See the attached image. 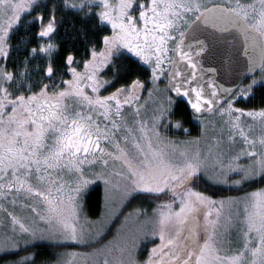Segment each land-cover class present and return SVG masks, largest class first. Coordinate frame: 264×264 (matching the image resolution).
<instances>
[{
  "label": "snow or ice",
  "instance_id": "obj_1",
  "mask_svg": "<svg viewBox=\"0 0 264 264\" xmlns=\"http://www.w3.org/2000/svg\"><path fill=\"white\" fill-rule=\"evenodd\" d=\"M60 7L111 28L101 50L91 49L83 61L69 52L63 69L52 58L53 43L12 42L29 16L38 40L50 38ZM217 44L232 46L229 73L237 65L252 74L245 88L209 82L206 89L197 79L203 69L193 53L202 56ZM124 52L150 66L151 88L135 79L102 95L113 84L104 70L118 77L114 57ZM40 53L45 64L33 65ZM257 84L264 86V0H0V255L16 254L21 242L27 251L37 239H50L57 247L75 242L93 249L56 253L54 264H76L81 256L82 264H264V188L216 200L193 187L204 177L229 187L264 180V107H234ZM145 90L150 98L194 92L196 113L226 117L227 146L217 140L206 152L189 148L197 139L181 149L162 131L175 115L170 96L157 101L149 120L140 118ZM93 179L109 193L105 212L81 223L79 198ZM141 194L154 206L125 215V205ZM112 221L119 227L105 242ZM148 241L154 246L142 259Z\"/></svg>",
  "mask_w": 264,
  "mask_h": 264
},
{
  "label": "rangeland",
  "instance_id": "obj_2",
  "mask_svg": "<svg viewBox=\"0 0 264 264\" xmlns=\"http://www.w3.org/2000/svg\"><path fill=\"white\" fill-rule=\"evenodd\" d=\"M96 11H99V10L97 9ZM57 13H58V10H57ZM46 18H47V16H46ZM22 19H23V17H22ZM31 19H28V20H31ZM25 24L29 25L27 23V20H26ZM25 24L23 23V20H21L20 26L22 27V30H23ZM57 25H58V23H57V19H56V29H57ZM107 26L110 27V25H107ZM109 30H110L109 33H107L106 35H111V28ZM55 32L52 34V36L50 38H44L42 40H37V43H39L41 45H44L48 42H51L57 46L56 49L52 53L53 59H54V57H55V55L59 49L58 48V40H57V38H55ZM103 36H105V35H103ZM103 36L100 38V41H101L100 46L98 47L97 44L95 46L96 47L95 49L98 51L103 48V44H102ZM14 39H15V36H14ZM124 54H126L127 56H129L131 58L136 59L137 62L141 64L140 67H143L145 69L147 67L146 70L150 72V77H151V70H150L149 65H146L142 61H139L138 58H136L133 54H130L127 52H124ZM15 56H17V54ZM46 58H47L46 54L40 53L36 56V58L32 61V63H33V65L43 66L45 64ZM89 58H90V55L85 60H87ZM78 70H80V69H78ZM106 71H107V69L104 70V73H106ZM102 76L105 79L113 80L111 77L112 75L109 76V74H108V76H107L105 74H102ZM67 78H70V77L65 76V79H67ZM257 78H258V73H257ZM137 79L141 80V82H143L145 84L146 89L151 88L150 78L147 80H143V79L137 77ZM251 79H252V77L249 78L248 80H246L243 84L240 85V87L237 90L245 88L249 83H251ZM158 83H159V87L161 89H164L166 87L167 80L164 77H161V80ZM125 85H123V86H125ZM111 86H108L106 91L104 89H102L101 94L102 95H108L111 92H114L116 90V88L111 87ZM259 86H262V85L257 84L255 86V88L252 90L251 94L247 95L246 97H241L239 100H237L234 107L243 108L245 110H253V109L259 110L260 108L264 107V106H261V107H253L252 106L251 107L247 102L248 98L255 92V90ZM165 94L171 97L172 102H173L172 103V109L174 111V108L176 105V98H174L170 92L160 93V94L154 93L153 96L150 98L148 91L145 90V91L140 93V95L142 97V104H143V107L141 109L140 118L145 120V121L149 120L153 109L157 106V101ZM225 106H226V104H225ZM126 111H127V109H126ZM225 119H226V117H221L219 112H215L213 115H210V116H198V118H196L195 121L193 122V126L191 128V127H187L186 125H184L183 121L177 119L174 115L171 118L172 124L168 125L167 129L162 130V131L168 139H170L172 141L180 142L179 147L181 149L185 146L183 142L195 141L198 139L199 140L198 145L190 144V145H188V147L189 148L199 147L201 149V151L206 152L208 146L212 145L217 140L221 141V147L227 146V144H228L227 131H226V125L223 122ZM244 119L248 120L247 117H244ZM177 121L180 122V124H181V128H179V129L173 127V125ZM89 178H91V177H89ZM257 179H260V178H257ZM204 184L205 185L207 184L208 186H210L212 188H217L220 190H236V189L243 187L244 185L240 186V187H236V186L229 187L227 185L213 183L212 181L208 180L207 177H204V178L200 179V182H197L193 186L196 191H202L205 194L211 196L212 198H214L216 200L226 199L227 197L242 196L245 194V192H251V191L258 190L260 188H264V183H262V184L256 186L255 188H252V189L247 190V191L242 192V193H229L227 195H225V194L215 195L211 191L207 190L206 187L203 186ZM94 190H99L101 200H102L101 206H100L99 211L97 213H92V211L88 205L89 192L94 191ZM107 195H109V193L106 191V185L104 184V182L102 180H99V179H93V182L91 184H89L84 189V191L81 193V196L79 198V202L81 205V209H80V211H81V223H84L85 221L96 222V221H99L103 217L104 212H105V202H106V196ZM149 206H154V205H152V200L150 198L146 197L144 194H141L140 198L131 201V203H129V204H126L123 211H124V214L126 215L129 212H134L137 208H140V207L148 208ZM224 211H225V214H227V212H228L227 207L225 208ZM120 219L122 220V217ZM118 227H119V223H117V221H112L108 225V228L105 231L104 237H103L105 242L112 239V237L115 235L116 229ZM156 243H158V241H156ZM152 246H154V243L151 241L146 242V244L144 246H142L141 254H140L142 259L147 257V254L150 251V248ZM37 248H40V249H37ZM92 250L93 249L90 246L76 244L75 242H67L66 245H64L62 247H57L53 240L37 239L34 243L28 245L27 251H25V246H24L23 242H21L18 250H16V254H9L6 256L0 255V264H6V262H10L12 260L19 259L20 257L30 256V255H35V258L36 257L45 258L42 263L38 262L36 264H45L46 261H53V264H54V257H55L56 253L76 252V253L84 254V253H89ZM83 259H84V257H82V256L76 257L75 258L76 264H82Z\"/></svg>",
  "mask_w": 264,
  "mask_h": 264
},
{
  "label": "trees",
  "instance_id": "obj_3",
  "mask_svg": "<svg viewBox=\"0 0 264 264\" xmlns=\"http://www.w3.org/2000/svg\"><path fill=\"white\" fill-rule=\"evenodd\" d=\"M45 3H58V0H44ZM45 16H47V9H41ZM57 18V29L55 32V38L58 40V52L54 57V61L59 64L63 69V60L67 53L71 52L77 60H85L90 55L92 48L100 46V38L103 35L109 33L110 27L106 24L98 21L96 16H88L84 12H79L71 9H65L60 7L58 13L56 12ZM31 19V16L27 17V20ZM23 23H26V19L23 17ZM38 29V25L35 23L31 25L20 26L19 29L15 32L12 38L14 45H18L21 41L29 42L31 46H36L38 38L35 33ZM19 55L14 52L13 55ZM116 69L119 70L118 77L113 75V72L106 71V75H112L113 85L111 87H122L131 83L132 80L137 79V77L147 80L150 78V72L143 67H140V63L136 59L127 56L126 54L120 55L119 59L114 58ZM139 65V66H138ZM111 67V66H110ZM115 71V70H114ZM249 79V78H248ZM247 79V80H248ZM172 95V94H171ZM174 97V96H173ZM175 98V97H174ZM248 104L252 107H261L264 106V86H259L255 92L248 98ZM175 117L181 121L187 127L193 126V122L198 116L193 114L186 104L183 101H180L176 98V105L174 108ZM208 116V115H206ZM195 131V130H194ZM194 133V132H193ZM197 182H200L198 180ZM196 182V183H197ZM264 183V180L257 179L249 182L243 187L236 190H220L217 188H212L207 184L203 185L207 190L211 191L213 194H229V193H242L256 186ZM101 196L99 190H94L89 192V201L88 205L92 213H97L101 206ZM153 205V202H152ZM40 249V248H37ZM45 258L36 257V263H42Z\"/></svg>",
  "mask_w": 264,
  "mask_h": 264
},
{
  "label": "water",
  "instance_id": "obj_4",
  "mask_svg": "<svg viewBox=\"0 0 264 264\" xmlns=\"http://www.w3.org/2000/svg\"><path fill=\"white\" fill-rule=\"evenodd\" d=\"M232 51V46L228 44H217L215 47H212L209 52L203 54L202 56H196L193 53V59L198 61V68H202L203 71H197V79L201 80V83L205 88H210L211 84L209 82H214L215 84L222 86L223 88H230L237 90L240 85L252 77V74H245L242 67L234 65L233 70L229 73L227 69V57ZM215 69V71H211ZM202 77V79H201ZM195 82L192 87H195ZM187 87V86H186ZM174 97L178 100L183 101L189 110L197 115H213V113H196L191 107L190 101H194L195 93L193 92L190 96L186 97L182 94H177L174 91L171 92ZM222 96L226 95L221 92Z\"/></svg>",
  "mask_w": 264,
  "mask_h": 264
}]
</instances>
